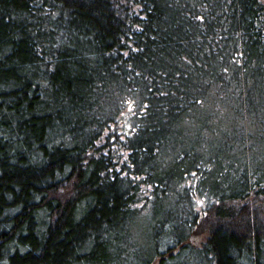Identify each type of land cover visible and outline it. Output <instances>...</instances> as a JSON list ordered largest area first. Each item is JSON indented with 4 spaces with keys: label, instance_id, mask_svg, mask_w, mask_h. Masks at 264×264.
Segmentation results:
<instances>
[{
    "label": "trees",
    "instance_id": "1",
    "mask_svg": "<svg viewBox=\"0 0 264 264\" xmlns=\"http://www.w3.org/2000/svg\"><path fill=\"white\" fill-rule=\"evenodd\" d=\"M0 264H264V0H0Z\"/></svg>",
    "mask_w": 264,
    "mask_h": 264
},
{
    "label": "rangeland",
    "instance_id": "2",
    "mask_svg": "<svg viewBox=\"0 0 264 264\" xmlns=\"http://www.w3.org/2000/svg\"><path fill=\"white\" fill-rule=\"evenodd\" d=\"M132 122L131 106L127 104L120 117V125H122V128L127 132L132 127Z\"/></svg>",
    "mask_w": 264,
    "mask_h": 264
}]
</instances>
